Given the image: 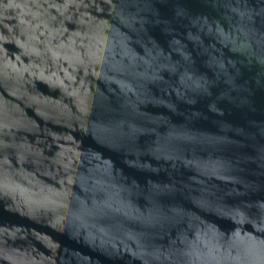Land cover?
<instances>
[{
    "label": "water",
    "instance_id": "obj_1",
    "mask_svg": "<svg viewBox=\"0 0 264 264\" xmlns=\"http://www.w3.org/2000/svg\"><path fill=\"white\" fill-rule=\"evenodd\" d=\"M0 264H264V0H0Z\"/></svg>",
    "mask_w": 264,
    "mask_h": 264
}]
</instances>
